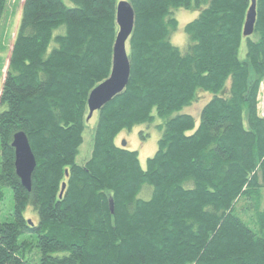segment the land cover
I'll use <instances>...</instances> for the list:
<instances>
[{
	"label": "trees",
	"instance_id": "trees-1",
	"mask_svg": "<svg viewBox=\"0 0 264 264\" xmlns=\"http://www.w3.org/2000/svg\"><path fill=\"white\" fill-rule=\"evenodd\" d=\"M70 1L22 0L0 89V202L5 187L13 196L0 264H264V0L255 37L243 35L250 0H128L129 79L95 111L83 164L87 97L110 74L119 0ZM178 8L198 11L184 51L171 42ZM199 97L196 122L181 111ZM153 111L162 133L142 167L115 138ZM18 131L36 160L30 190L15 172Z\"/></svg>",
	"mask_w": 264,
	"mask_h": 264
},
{
	"label": "rangeland",
	"instance_id": "rangeland-1",
	"mask_svg": "<svg viewBox=\"0 0 264 264\" xmlns=\"http://www.w3.org/2000/svg\"><path fill=\"white\" fill-rule=\"evenodd\" d=\"M67 6H72L70 0H62ZM22 0H8L5 9L4 16L0 23V89L2 87L4 72L7 67V63L10 56V51L12 48L13 39L16 33L17 25L20 19V8ZM174 17L178 21L176 30L171 35V42L179 47L181 51H184L188 42L186 33L184 32V25L195 18L198 15L197 10L178 8L173 11ZM255 37V34H252ZM245 54V45L242 43L239 49V57L243 58ZM202 94V93H201ZM209 96V94L204 95V97ZM208 99V98H207ZM206 98H200L194 102L192 105L184 107L181 112L189 113L193 115L196 122L199 119V112L202 106L206 103ZM259 112L264 114V80L261 82L260 94H259ZM177 112H174L175 115ZM155 120L153 123L149 124H139L134 126L131 130H121L116 138L115 142L117 145H122L125 141V147L128 149L136 150L138 153L139 162L142 167H145L146 159L153 155L157 149V141L161 136V130L157 128V124H162L163 119L156 116L155 111H153ZM97 114L94 112L92 116L85 121V127L83 130V142L79 146V151L75 156V162L77 164H83L90 156L92 148V135L93 129L96 124ZM146 193V189L139 194L141 197H148L149 193ZM12 209H13V196L12 191L9 187L4 188V197L0 202V221L12 220ZM24 215L27 219H31L34 223H37L38 216L32 207L28 205L25 208ZM27 239L29 242L34 241L29 235H23L20 240ZM34 251L37 252V248L31 245L28 250L25 251L26 256L32 254ZM36 258V254L33 255Z\"/></svg>",
	"mask_w": 264,
	"mask_h": 264
},
{
	"label": "water",
	"instance_id": "water-1",
	"mask_svg": "<svg viewBox=\"0 0 264 264\" xmlns=\"http://www.w3.org/2000/svg\"><path fill=\"white\" fill-rule=\"evenodd\" d=\"M255 0H250L243 27V35L249 36L254 31L256 21ZM134 10L128 0H119L116 5V24L118 26L112 47L111 70L109 76L96 85L88 94L87 106L88 120L92 114L99 110L106 102L120 93L126 86L130 75V62L126 43L134 27ZM126 142H122L125 146ZM12 146L14 148V167L22 185L31 189V174L36 164L34 154L29 145L26 134L18 131L13 135ZM67 173V171H65ZM65 183L59 196L62 195ZM31 223L30 220H28Z\"/></svg>",
	"mask_w": 264,
	"mask_h": 264
},
{
	"label": "built area",
	"instance_id": "built-area-1",
	"mask_svg": "<svg viewBox=\"0 0 264 264\" xmlns=\"http://www.w3.org/2000/svg\"><path fill=\"white\" fill-rule=\"evenodd\" d=\"M258 108H259V106H258ZM261 115H263V116H264V114H261Z\"/></svg>",
	"mask_w": 264,
	"mask_h": 264
}]
</instances>
